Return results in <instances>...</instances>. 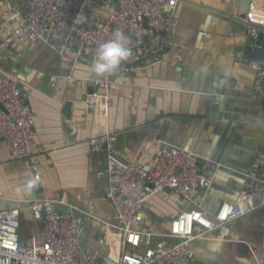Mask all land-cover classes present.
<instances>
[{
    "label": "crops",
    "instance_id": "0c3cea01",
    "mask_svg": "<svg viewBox=\"0 0 264 264\" xmlns=\"http://www.w3.org/2000/svg\"><path fill=\"white\" fill-rule=\"evenodd\" d=\"M24 1L0 0V38L18 24V17H7ZM176 1L171 46L113 80L107 127L112 148L126 159L153 163L158 145L164 144L196 153L212 182L198 190L194 203L210 216L240 191L256 192L264 186V105L254 90L255 67L260 64L241 57L246 33L237 22L250 8L264 10V5L262 0ZM90 9L105 16L116 4L102 0ZM77 48V41L71 40L59 53L23 37L0 55V72L17 81L33 115L41 175V187L34 189L27 161L12 159L0 145V210L19 208L18 234L25 243L40 228L27 202L63 195L57 208L81 215L79 236L89 251L105 246V222L117 220L105 197L108 151L102 147L92 152L87 144L95 119L86 104L93 86L89 81L101 74L93 71L96 59L80 56ZM219 77L224 95L215 96L218 104L210 103ZM195 205L170 190L156 193L140 208L137 228L152 231L156 243L177 213ZM189 246L193 264H264V205L205 232Z\"/></svg>",
    "mask_w": 264,
    "mask_h": 264
},
{
    "label": "built area",
    "instance_id": "2783aa9c",
    "mask_svg": "<svg viewBox=\"0 0 264 264\" xmlns=\"http://www.w3.org/2000/svg\"><path fill=\"white\" fill-rule=\"evenodd\" d=\"M102 0H25L8 19L19 18L0 38V55L15 41L40 40L59 53L78 43L80 56L98 59L101 45L113 39L117 30L128 38L130 55L114 70L94 81L96 89L86 104L94 111V123L87 144L92 152L107 149L105 197L115 210L117 222H105V246L87 251L80 232L81 215L57 208L63 195L41 196L28 201L38 232L25 243L19 239V208L0 210V264H193L190 243L207 231L239 218L264 205V186L256 192L245 189L234 200L223 201L208 216L194 199L212 178L197 163V154L181 146L165 145L158 139V155L153 163L121 157L110 144L108 131L110 87L113 80L138 69L149 56L160 55L171 46L169 34L174 25L176 0H114L116 9L105 16L90 9ZM247 35L264 26V10L252 7L242 18ZM254 90L264 99V67H255ZM0 145L12 159L27 161L33 170L31 185L41 187L37 153L33 144V115L18 86L9 74L0 72ZM170 190L195 205L177 213L169 231L156 243L154 233L138 229L139 210L156 193ZM257 197V198H256ZM257 201H256V199ZM165 236L173 237L167 243Z\"/></svg>",
    "mask_w": 264,
    "mask_h": 264
},
{
    "label": "water",
    "instance_id": "95a60500",
    "mask_svg": "<svg viewBox=\"0 0 264 264\" xmlns=\"http://www.w3.org/2000/svg\"><path fill=\"white\" fill-rule=\"evenodd\" d=\"M248 2L249 0H243V4H247ZM261 2L264 5V0H262ZM237 20H238L237 22L241 24V26L244 28L245 24L243 23V21L241 22L239 21V19ZM240 52H241V57L243 59L248 60L251 63L260 64L261 66L264 67V26L258 27L257 31L253 35L245 34V41L240 46ZM222 83H223V79L219 77L216 81L215 87L211 89L212 96L210 99V103L218 104L220 102V99H216L215 96L224 95V91L222 89ZM89 85H93L91 90V92H93L96 89L94 85V81L90 80ZM259 98L262 104L264 105V99L262 98V96L259 95ZM69 106H70V102H66L64 109H66L67 111L69 109ZM36 197H37V193H35V198Z\"/></svg>",
    "mask_w": 264,
    "mask_h": 264
},
{
    "label": "clouds",
    "instance_id": "9594fccd",
    "mask_svg": "<svg viewBox=\"0 0 264 264\" xmlns=\"http://www.w3.org/2000/svg\"><path fill=\"white\" fill-rule=\"evenodd\" d=\"M127 42L128 38L123 32L115 31L113 39L101 45L93 71L98 75L110 72L127 59L130 55V49L126 46Z\"/></svg>",
    "mask_w": 264,
    "mask_h": 264
}]
</instances>
